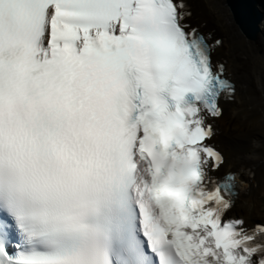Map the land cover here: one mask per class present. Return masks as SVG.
<instances>
[{
	"label": "snow or ice",
	"instance_id": "snow-or-ice-1",
	"mask_svg": "<svg viewBox=\"0 0 264 264\" xmlns=\"http://www.w3.org/2000/svg\"><path fill=\"white\" fill-rule=\"evenodd\" d=\"M187 0H0V264H264L210 141L235 85ZM254 180L251 170L244 173Z\"/></svg>",
	"mask_w": 264,
	"mask_h": 264
},
{
	"label": "bare ground",
	"instance_id": "bare-ground-1",
	"mask_svg": "<svg viewBox=\"0 0 264 264\" xmlns=\"http://www.w3.org/2000/svg\"><path fill=\"white\" fill-rule=\"evenodd\" d=\"M187 3L190 22L222 41L213 58L225 64V73L235 85L234 98L221 104L223 115L213 121L215 135L210 141L224 156L223 171H236L247 183V187L237 184L240 198L233 214L264 218L260 207L264 195V57L259 44L264 23L259 37L250 41L234 26L225 0ZM246 170L254 173V180H248Z\"/></svg>",
	"mask_w": 264,
	"mask_h": 264
},
{
	"label": "water",
	"instance_id": "water-1",
	"mask_svg": "<svg viewBox=\"0 0 264 264\" xmlns=\"http://www.w3.org/2000/svg\"><path fill=\"white\" fill-rule=\"evenodd\" d=\"M229 5L232 8V12H234L236 16V22L239 25L241 31L252 41L256 40L257 33L256 30V24L248 26L245 22V16H249L250 18H253V15L255 13L258 14V8L257 3L254 2V0H228ZM244 11L245 16L242 18V12ZM252 15H250L249 13Z\"/></svg>",
	"mask_w": 264,
	"mask_h": 264
},
{
	"label": "rangeland",
	"instance_id": "rangeland-1",
	"mask_svg": "<svg viewBox=\"0 0 264 264\" xmlns=\"http://www.w3.org/2000/svg\"><path fill=\"white\" fill-rule=\"evenodd\" d=\"M260 45H262L264 47V37H260V42H259ZM263 50V49H262ZM261 207L264 208V196H262V200H261ZM264 210V209H263Z\"/></svg>",
	"mask_w": 264,
	"mask_h": 264
}]
</instances>
